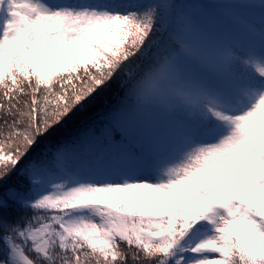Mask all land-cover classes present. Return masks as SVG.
<instances>
[{
	"label": "snow or ice",
	"instance_id": "1",
	"mask_svg": "<svg viewBox=\"0 0 264 264\" xmlns=\"http://www.w3.org/2000/svg\"><path fill=\"white\" fill-rule=\"evenodd\" d=\"M177 7L0 0V264H264V0L221 4L235 40Z\"/></svg>",
	"mask_w": 264,
	"mask_h": 264
},
{
	"label": "trees",
	"instance_id": "2",
	"mask_svg": "<svg viewBox=\"0 0 264 264\" xmlns=\"http://www.w3.org/2000/svg\"><path fill=\"white\" fill-rule=\"evenodd\" d=\"M167 1L169 4H176L178 6L176 11L181 12L184 10V6L185 7L187 6L188 0H167ZM192 12L193 14H195V16H197V19L200 20L201 22L205 21V23H207L209 26H212L211 24H214L217 27H221L222 29H224L226 33L229 34L231 33V35L233 34L234 32L233 27L228 26L229 21L226 19H222L221 16H219L218 14L215 16V12L213 9H211L207 13L208 15L206 13H205L206 15L202 13L200 14L195 10ZM164 14L165 16L167 15L166 12ZM212 17H213L212 19L213 23L210 22ZM237 34L238 33L236 32L234 33V35ZM119 96L120 93L115 86H113L109 90H106L103 94L97 96L92 102H90L84 109L78 111L65 124V126L55 136L51 138L50 142L52 144H55L60 140L67 139L69 137H75L88 130L95 132L97 135L101 134L105 127L107 114L116 105V103L119 100ZM111 135L113 139H117L118 137L121 136L119 129L113 131Z\"/></svg>",
	"mask_w": 264,
	"mask_h": 264
},
{
	"label": "rangeland",
	"instance_id": "3",
	"mask_svg": "<svg viewBox=\"0 0 264 264\" xmlns=\"http://www.w3.org/2000/svg\"><path fill=\"white\" fill-rule=\"evenodd\" d=\"M205 1V2H203ZM223 1H226V3L229 2V0H188L187 1V6H184V10L181 11L183 13H187L190 14L192 16L195 17L197 24L209 35L210 38L212 39H216V40H235L238 37L237 35H234V33H238V30L233 28V34L231 35V33H226L224 31V29H222L221 27H217L214 24H211L212 26H209L207 23H205V21L201 22L200 20L197 19V16H195V14H193L192 11H196L198 13H202V14H207L211 9L214 10L215 12V16L218 14L219 16H221L222 19H226L227 20V9L221 8V4ZM163 2L168 3L167 0H163ZM225 4V3H223ZM195 13V12H194ZM205 14V15H206ZM208 15V14H207ZM213 17L211 18V23L212 22ZM228 26L230 27V22L228 24ZM166 129L165 125H160L159 130L161 132H164ZM151 132V125L145 123V124H141V125H137L136 127L134 126V128L132 129V136L138 140V141H146L149 134Z\"/></svg>",
	"mask_w": 264,
	"mask_h": 264
}]
</instances>
